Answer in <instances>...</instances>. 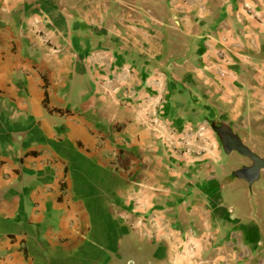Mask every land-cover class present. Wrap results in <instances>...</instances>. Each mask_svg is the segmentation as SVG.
Returning <instances> with one entry per match:
<instances>
[{
  "label": "crops",
  "instance_id": "crops-1",
  "mask_svg": "<svg viewBox=\"0 0 264 264\" xmlns=\"http://www.w3.org/2000/svg\"><path fill=\"white\" fill-rule=\"evenodd\" d=\"M214 128L264 158V0H0V264H264Z\"/></svg>",
  "mask_w": 264,
  "mask_h": 264
},
{
  "label": "water",
  "instance_id": "water-1",
  "mask_svg": "<svg viewBox=\"0 0 264 264\" xmlns=\"http://www.w3.org/2000/svg\"><path fill=\"white\" fill-rule=\"evenodd\" d=\"M214 131L218 134L225 152L234 151L250 161L251 164L239 170L237 174L245 181L253 182L258 177V173L264 171V158H260L251 152L230 131L223 128H214Z\"/></svg>",
  "mask_w": 264,
  "mask_h": 264
},
{
  "label": "built area",
  "instance_id": "built-area-1",
  "mask_svg": "<svg viewBox=\"0 0 264 264\" xmlns=\"http://www.w3.org/2000/svg\"><path fill=\"white\" fill-rule=\"evenodd\" d=\"M94 57V56H93ZM220 76H223L224 73L222 71L219 72ZM151 121V124H155L156 121H154V118ZM205 125H201L197 128V130L193 134H189L187 138H185L181 144H183V148L185 151H188L191 148L199 149L200 148V139H201V133L204 130ZM139 223V221H137Z\"/></svg>",
  "mask_w": 264,
  "mask_h": 264
},
{
  "label": "rangeland",
  "instance_id": "rangeland-1",
  "mask_svg": "<svg viewBox=\"0 0 264 264\" xmlns=\"http://www.w3.org/2000/svg\"><path fill=\"white\" fill-rule=\"evenodd\" d=\"M258 156H259V155H258ZM259 157H260V156H259ZM246 160H247V159H246ZM247 162H248L249 164H251L249 160H248Z\"/></svg>",
  "mask_w": 264,
  "mask_h": 264
}]
</instances>
